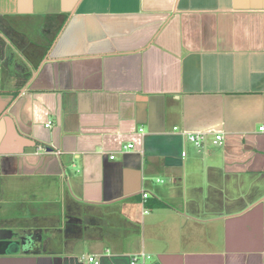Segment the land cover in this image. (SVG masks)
I'll use <instances>...</instances> for the list:
<instances>
[{
  "label": "crops",
  "instance_id": "1",
  "mask_svg": "<svg viewBox=\"0 0 264 264\" xmlns=\"http://www.w3.org/2000/svg\"><path fill=\"white\" fill-rule=\"evenodd\" d=\"M81 255L264 264V0H0V264Z\"/></svg>",
  "mask_w": 264,
  "mask_h": 264
},
{
  "label": "built area",
  "instance_id": "2",
  "mask_svg": "<svg viewBox=\"0 0 264 264\" xmlns=\"http://www.w3.org/2000/svg\"><path fill=\"white\" fill-rule=\"evenodd\" d=\"M175 130H177V128H175ZM185 137L190 143L194 144L198 149H200L202 147V145H203V143H204V141L206 139V136L203 133H186ZM222 141H223L222 135L218 134V135H216L214 137V144L219 145V144H221ZM126 147L127 148H132V145H128ZM183 155H185V154H183ZM111 159H114V157L112 156ZM143 198L147 199L148 198V194L144 193L143 194ZM141 257L143 259H147L148 258L144 254H142ZM136 261H137V257L134 258L132 264H135ZM86 262H87V264H100V261L97 258V256H87L86 257Z\"/></svg>",
  "mask_w": 264,
  "mask_h": 264
},
{
  "label": "flooded vegetation",
  "instance_id": "3",
  "mask_svg": "<svg viewBox=\"0 0 264 264\" xmlns=\"http://www.w3.org/2000/svg\"><path fill=\"white\" fill-rule=\"evenodd\" d=\"M16 244H4V246H6L5 247V249H4V251L5 252H12V249H14ZM33 245V247H32V249H33V251L35 252V253H38V252H40V249L38 248V245L37 244H32Z\"/></svg>",
  "mask_w": 264,
  "mask_h": 264
},
{
  "label": "rangeland",
  "instance_id": "4",
  "mask_svg": "<svg viewBox=\"0 0 264 264\" xmlns=\"http://www.w3.org/2000/svg\"><path fill=\"white\" fill-rule=\"evenodd\" d=\"M12 251H14V249H12ZM86 255H87V254H86ZM86 255H85V256H82V255H81V263H83V264H87V262H86V257H87V256H86ZM82 257H83V258H82Z\"/></svg>",
  "mask_w": 264,
  "mask_h": 264
}]
</instances>
